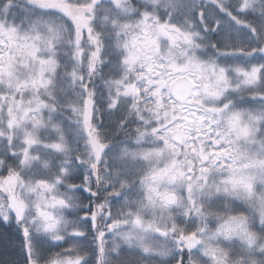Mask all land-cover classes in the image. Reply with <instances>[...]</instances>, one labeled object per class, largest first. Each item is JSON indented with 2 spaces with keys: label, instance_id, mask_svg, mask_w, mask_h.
Here are the masks:
<instances>
[{
  "label": "snow or ice",
  "instance_id": "1",
  "mask_svg": "<svg viewBox=\"0 0 264 264\" xmlns=\"http://www.w3.org/2000/svg\"><path fill=\"white\" fill-rule=\"evenodd\" d=\"M0 228L4 264H264V0H0Z\"/></svg>",
  "mask_w": 264,
  "mask_h": 264
},
{
  "label": "trees",
  "instance_id": "2",
  "mask_svg": "<svg viewBox=\"0 0 264 264\" xmlns=\"http://www.w3.org/2000/svg\"><path fill=\"white\" fill-rule=\"evenodd\" d=\"M86 202V201H85ZM5 232L6 230L0 228V264H4L5 261H22L23 257L20 254L19 249L5 246ZM63 247H67L64 245ZM61 249H53V252L60 251Z\"/></svg>",
  "mask_w": 264,
  "mask_h": 264
}]
</instances>
